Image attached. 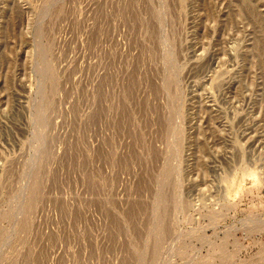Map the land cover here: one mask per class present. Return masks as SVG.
Returning <instances> with one entry per match:
<instances>
[{
	"label": "rangeland",
	"instance_id": "rangeland-1",
	"mask_svg": "<svg viewBox=\"0 0 264 264\" xmlns=\"http://www.w3.org/2000/svg\"><path fill=\"white\" fill-rule=\"evenodd\" d=\"M144 262L264 264V0H0V264Z\"/></svg>",
	"mask_w": 264,
	"mask_h": 264
},
{
	"label": "bare ground",
	"instance_id": "bare-ground-1",
	"mask_svg": "<svg viewBox=\"0 0 264 264\" xmlns=\"http://www.w3.org/2000/svg\"><path fill=\"white\" fill-rule=\"evenodd\" d=\"M166 40H167V39H166ZM168 47H169V45H168ZM167 49H168V48H167ZM171 49H172V48H171ZM166 52H167L168 54L170 53V55L172 54V53L170 52L169 49H168V51H166ZM42 53H43V51H42ZM44 55H45V53H44ZM44 55H42L41 60L44 59V58H43V57H45ZM168 56H169V55H168ZM168 56H167V57H168ZM46 57H47V55H46ZM171 57H172V55H171ZM44 60H46V59H44ZM170 60H171V58H170ZM41 62H42V61H41ZM46 62H47V61H46ZM43 63H44V64L41 63L40 66H39V67H40V68H39V70H40L39 74H40V92L44 95L45 90H46V89H45L46 82H47V85H48V82L50 81V80L48 81V79H51V78H52V77H51V76H52V75H51V72H52L51 70H52V69L50 70V68H52V67H51V66L49 67V64L47 65L48 62L46 63V65H45V62H43ZM49 74H50V75H49ZM168 77H169V75H168ZM168 79H169V78H168ZM168 79H167V80H168ZM170 79H171V78H170ZM52 80H53V78L51 79V81H52ZM47 88H48V87H47ZM40 92H39V94H41ZM42 94H41V95H42ZM45 94H46V93H45ZM39 98H40V96H39ZM46 98H47V97H46ZM39 100H40V99H39ZM39 100H38V102H39ZM41 101H42V99H41ZM43 101H44V100H43ZM45 101H46V100H45ZM38 104H40V103H38ZM41 104H42V102H41ZM43 104H44V103H43ZM45 104H46V103H45ZM47 105H48V102H47ZM45 106H46V105H45ZM45 106H44V105H40V107L36 108V111H37V112H36L37 115H35V116H36V119L39 118V120H40V117H41V119H43L42 117L45 115V114H44V110L46 109ZM45 112H46V111H45ZM36 113H35V114H36ZM43 114H44V115H43ZM35 116H34V117H35ZM37 117H38V118H37ZM34 119H35V118H34ZM44 119H45V117H44ZM44 119H43V120H44ZM39 120H38V121H39ZM43 120H42V122H43ZM34 121H35V120H34ZM40 121H41V120H40ZM40 121H39V123H40ZM35 122L38 123L37 121H35ZM41 124H42V123H41ZM36 125H37V127H39V129H37V130H40V129L42 130V128H43V126H44L43 124L40 125V126H42V127H40L38 124H36ZM38 137H39V141H37V142H38V146H37V148H36V152H38V155H39V152L42 151V149H43L42 147H43V144H44V143H43V142H44V139H43V136H42V135H38V136H37V140H38ZM40 154H41V153H40ZM36 156H37V155H36ZM38 157H39V156H38ZM38 157H35V159H36V158L39 159ZM40 157H41V156H40ZM37 159H36L35 161H37ZM35 161H34V164L36 163ZM37 165H38V162H37ZM31 170H33V169H30V171H31ZM165 170H166V169H165ZM165 170H164V171H165ZM34 171H35V169H34ZM36 171H37V170H36ZM166 172H167V170H166ZM28 173H29V172H28ZM30 173H31V172H30ZM30 173H29V174H30ZM29 174H28L27 176H29ZM36 174H37V173H36ZM163 174H164V173H163ZM31 175H32V174H31ZM249 175H251V176H255V173L250 172ZM32 176H33V175H32ZM164 176H166V174H164L163 177H164ZM161 177H162V175H161ZM166 177H167V176H166ZM166 177H165V178H166ZM28 178L30 179L31 177H28ZM35 178H36V177H35ZM29 179H28V180H29ZM32 179H33V178H32ZM37 179H38V177H37ZM158 179L161 180L160 177H158ZM33 180H34V179H33ZM33 180H31V181H33ZM35 180H36V179H35ZM162 180H163V179H162ZM162 180H161V181H162ZM31 181H28L30 185H32ZM158 181H159V180H158ZM37 182H38V181H37ZM159 182H160V181H159ZM29 184H28V185H29ZM33 184H34V183H33ZM161 185H163V184L161 183ZM33 186H34V185H33ZM33 186H31V187H33ZM160 187H161V186H160ZM26 189H28L27 186H26ZM31 189H32V188H31ZM31 189H30V190H31ZM36 189H37V188H36ZM30 190H28V192H27V190H24V193H25V192H26V193H29ZM33 190H34V189H33ZM30 194H32V193H30ZM157 194H158V193H157ZM25 195H26V194H25ZM32 195H33V194H32ZM32 195H31V196H32ZM159 195H160V193H159ZM28 196H29V195H28ZM33 196H34V195H33ZM23 197H24V200L21 199L20 202H21L22 204L19 203L21 206H20L19 210L17 209L19 215L22 214V213H24V212H25L24 214H26V213H27L26 211H28L30 208H31V209L33 208V207H31V206L33 205V203L31 204V202H28L30 199L33 200V198L30 197L29 200L25 201L26 198H25L24 195H23ZM34 198H35V197H34ZM27 199H28V198H27ZM22 200H23V201H22ZM155 201H156V200H155ZM27 202H28V203H27ZM32 202H34V201H32ZM156 202H157V201H156ZM163 202H164V200H163ZM162 204H163V203H162ZM155 205H156L155 208L157 209V208L160 207L161 202L156 203ZM163 205H164V204H163ZM157 210H158V209H157ZM28 212H29V211H28ZM152 212H154V211H152ZM159 212H160V211H159ZM161 212H162V210H161ZM155 213H156V211H155ZM159 215H160V214H158L157 217H156V216H153V218L156 217V218H154V219L158 220V216H159ZM24 216H25V215H24ZM159 217H160V216H159ZM154 219H153V220H154ZM160 219H161V217L159 218V224H160V221H161ZM153 220H152V221H153ZM154 223H155V222L153 221V224H154ZM161 223H162V221H161ZM18 224H19V223H18ZM153 224L151 223V226H150L151 229H152L151 232L153 233V236H154L155 234L158 235V233L160 232L159 224H158V223L155 224V225H153ZM22 225H23V224H22ZM152 225H153V227H152ZM20 226H21V225H20ZM161 226H162V224H161ZM23 227H24V226H22V228H23ZM16 228H18V227L16 226ZM16 230H17V229H16ZM18 230H20V229H18ZM21 230H22V229H21ZM151 232L148 233L147 235L151 234ZM162 232H164V230H162ZM159 234H160V233H159ZM161 235H162V233H161ZM153 236H152V239H154ZM159 237H160V236H159ZM146 238H147V236H146ZM152 239H151V243H152V241H153ZM155 239H156V236H155ZM156 242H157V239H156V241H155V244H151V243L149 244V246H150V245L153 246V248H151V246H150V249L153 250V249L156 247V246H155V245H156ZM153 243H154V242H153ZM145 244H146V242H145ZM159 244H160V243H159ZM183 245H184V244H183ZM183 245H182V246L180 245V246H181L180 248H182ZM154 246H155V247H154ZM158 246H159V245H158ZM158 248H159V247H158ZM180 248H179V249H180ZM150 249H149V250H150ZM175 249H176V248H174V250H175ZM183 249H184V247H183ZM142 250H143V249H142ZM142 250H140V251H142ZM144 250H145L146 252H148L146 248H144ZM152 250H151V251H152ZM176 250H177V249H176ZM145 251H144V252H145ZM153 251H154V250H153ZM153 251H152V252H153ZM155 251H156V248H155ZM178 251L181 252V249L178 250ZM144 252H141V253H143L144 256H145V254H146V256H147V253H144ZM183 252H184V251H182L181 253H183ZM141 253H140V255H142ZM149 253H150V252H149ZM154 253H155V252H154ZM137 254H138V252H137ZM143 255H142V258H143ZM152 255H153V254H151V256H152ZM176 255H180V253L178 254V253L176 252ZM137 256H138V255H137ZM146 256H145V257H146ZM151 256H150V257H151ZM174 256H175V255H174ZM147 257L149 258L148 260H150V259L152 258V257L150 258L149 256H147ZM140 258H141V256H140ZM145 259H146V258H145ZM145 259H144V260H145ZM140 260H141V259H140ZM141 262H143V259L141 260ZM139 263H140V262H139ZM145 263H146V262H144L143 264H145Z\"/></svg>",
	"mask_w": 264,
	"mask_h": 264
}]
</instances>
